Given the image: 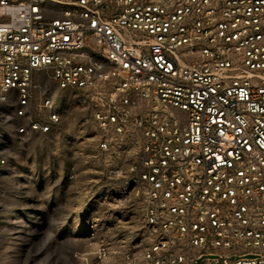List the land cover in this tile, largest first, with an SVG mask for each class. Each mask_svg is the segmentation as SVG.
<instances>
[{"label": "built area", "instance_id": "built-area-1", "mask_svg": "<svg viewBox=\"0 0 264 264\" xmlns=\"http://www.w3.org/2000/svg\"><path fill=\"white\" fill-rule=\"evenodd\" d=\"M36 72L134 156L111 198L139 206L148 246L125 264H264V0H0L22 136L61 120L50 96L32 111Z\"/></svg>", "mask_w": 264, "mask_h": 264}, {"label": "rangeland", "instance_id": "rangeland-1", "mask_svg": "<svg viewBox=\"0 0 264 264\" xmlns=\"http://www.w3.org/2000/svg\"><path fill=\"white\" fill-rule=\"evenodd\" d=\"M31 108L50 96L61 120L50 132L19 135L13 98L0 108V264H125L148 246L142 211L111 194L134 159L129 147L98 146L92 108L72 90H58L43 72L33 76ZM215 258L203 255L199 261ZM242 258H254L245 254Z\"/></svg>", "mask_w": 264, "mask_h": 264}]
</instances>
